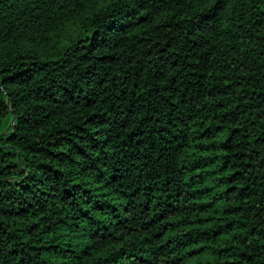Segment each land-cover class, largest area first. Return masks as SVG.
Returning a JSON list of instances; mask_svg holds the SVG:
<instances>
[{
	"label": "trees",
	"instance_id": "trees-1",
	"mask_svg": "<svg viewBox=\"0 0 264 264\" xmlns=\"http://www.w3.org/2000/svg\"><path fill=\"white\" fill-rule=\"evenodd\" d=\"M0 264H264V0H0Z\"/></svg>",
	"mask_w": 264,
	"mask_h": 264
}]
</instances>
